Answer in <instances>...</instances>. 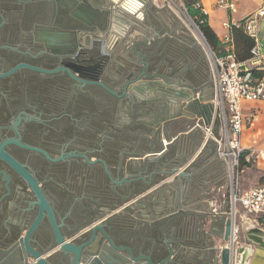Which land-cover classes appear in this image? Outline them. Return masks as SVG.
Returning a JSON list of instances; mask_svg holds the SVG:
<instances>
[{"label":"flooded vegetation","instance_id":"obj_1","mask_svg":"<svg viewBox=\"0 0 264 264\" xmlns=\"http://www.w3.org/2000/svg\"><path fill=\"white\" fill-rule=\"evenodd\" d=\"M35 1L0 0V73L19 63L45 70L23 66L0 75V144L10 138L20 140L7 143L4 149L39 182L67 241L83 245L101 224L104 231L97 230L88 249L114 254L108 238L116 245H127L123 240L132 232L128 225L131 200L142 205L141 198L153 196L154 186L175 175L174 168L187 161L172 147L162 153L158 145H152L168 128L170 103L178 99L172 89L186 81L152 68L155 53L145 49L154 51L164 36L143 43L145 49L131 44L133 65L123 76L119 64L111 63V55L106 54V45L94 39L90 45L83 42L84 25L63 26L71 20L67 12L53 13L49 2ZM55 33L60 43H53ZM69 70L86 82L74 79ZM96 81L106 83L117 95ZM125 109L129 118L124 117ZM142 141L152 148L140 151ZM2 171L10 176L12 195L17 174L0 158ZM185 171L190 174L183 177L188 181L182 191L189 194L197 176L190 168ZM1 178L2 174L0 190ZM142 207L143 212H157L152 199ZM27 213L33 220L37 214L36 210ZM26 214L15 221L16 214L0 209V217L8 220L6 241H18ZM38 229L35 242L52 253L58 244L49 220L45 218ZM208 241L202 238L204 247ZM58 255L51 261H59Z\"/></svg>","mask_w":264,"mask_h":264},{"label":"crops","instance_id":"obj_2","mask_svg":"<svg viewBox=\"0 0 264 264\" xmlns=\"http://www.w3.org/2000/svg\"><path fill=\"white\" fill-rule=\"evenodd\" d=\"M263 0H237L238 12L234 15L225 9L213 8L214 0H204L205 5L211 7L209 24L213 31L216 32L218 38H221L225 32V28L222 26L223 21L234 18L235 20L242 19L249 13L254 12L262 3ZM37 4H41L40 1H35ZM90 4L86 10L78 9L77 7H62V9H55L54 4L49 3L50 10L53 13L58 11L67 12L71 20L64 22L62 25L66 27H76L78 24L84 25L86 28L82 29L83 42L91 43L95 39V33L101 38L106 40V48L108 54L111 55V63L117 62L123 71H128L127 60H131L130 48L133 43H145L153 42L159 36H165V32L162 33V27L157 30V24L168 22L167 13L172 16L180 17L176 11L167 6L165 1L162 0H88ZM43 5V4H42ZM78 9V10H77ZM95 13V16H94ZM76 14L84 15L85 18L77 17ZM95 18H94V17ZM98 17V18H97ZM97 18V19H96ZM264 19V18H263ZM165 22V23H164ZM61 25V24H60ZM61 25V26H62ZM94 29V31H91ZM200 41L199 37L197 36ZM129 52H128V50ZM125 69V70H124ZM210 78L207 76L198 77L197 82L192 84L182 85L186 92L191 96L196 97L199 100V105L195 103H188L183 100H172L170 103L171 115L167 122L168 128L162 130V135L159 140H165L167 145L159 148V152H164L168 148H171V144L187 137L194 131L202 128V124L205 123V116L200 115V105L212 103L214 98V88H209ZM177 87V86H176ZM179 87V85H178ZM245 108H257L258 116L252 123V125L244 131L243 143L247 147H257L264 145V104L261 101L257 102H244ZM262 123V131L257 133V124ZM202 133L204 135V129ZM258 134L257 136L255 134ZM202 138L198 142L196 152L193 157L186 158V162L180 166V168L189 169L195 159L205 152L210 158H214L215 167L208 168L207 188L210 192L215 190V186L211 185L213 180L218 178H225V167L221 161L216 157L217 147H211L207 143L206 138ZM176 153V152H175ZM177 154V153H176ZM180 155V153H178ZM209 158V159H210ZM259 170L261 171L260 180L264 177V161L257 163ZM189 166V167H188ZM253 165L249 169H253ZM194 174V171H193ZM173 178H175L174 182ZM176 175H173L163 182L155 185L153 188V196H149L154 200L157 212L146 213L141 210L143 204L148 200L143 199L142 205H138L139 201L136 199L131 200L132 213L128 220V225L131 226L132 232L125 236L123 242L133 248L135 256L142 254L150 255L156 264H219L220 263V248L224 247L226 240H224V224L222 216H214L213 206L215 200L209 199L210 211L207 212L203 209L195 208L193 205L186 206L185 201L191 194L183 193L182 188L187 186V179L183 177L176 179ZM259 180V181H260ZM264 180V178H263ZM16 188L13 190L12 195L3 197L7 192L5 188V182L1 181L0 199L3 197L1 208H4V212L12 211L16 214L15 221L22 219L24 208H26L29 201L33 199L31 192L26 187L25 182L16 176ZM261 182L254 183L251 186H256ZM242 187V188H248ZM225 188V187H224ZM203 193H205L203 191ZM227 193H223L218 201L217 205L222 203ZM215 198V197H214ZM146 200V201H145ZM184 210H180L181 208ZM182 208V209H183ZM188 209V211H187ZM186 210V211H185ZM181 211L183 214L180 215ZM205 213H209L211 219H213V225L211 227V233L207 235V231H202L201 225L196 224L197 214L200 218H203ZM29 217H28V216ZM182 216V217H181ZM28 217L26 226L33 221L32 215L26 214ZM8 220L6 217H0V264H23L24 260H30L23 245H19L18 241L8 242L5 239L6 228ZM247 225V224H246ZM138 228V229H137ZM222 233L224 245L215 243L218 241V234ZM252 231H246L247 234H253ZM205 234V235H204ZM258 241L264 242V233L252 235ZM207 237L208 243L204 247L202 238ZM121 238V237H120ZM122 241V239H120ZM246 242V241H245ZM242 240V245L245 244ZM35 247L45 255L48 256L47 248L40 244L37 240L34 242ZM261 246V245H257ZM256 246V247H257ZM219 247V252L216 254L214 250ZM264 249V247H261ZM261 251V250H260ZM124 256H128V252L124 251L120 253ZM201 254V255H199ZM200 257L202 261H195V258ZM185 258V259H184ZM254 258L251 264H264V251L261 253L258 251L257 256ZM250 259V260H251ZM249 260V261H250ZM55 263L59 261L54 260ZM146 260L135 262H125V264H146Z\"/></svg>","mask_w":264,"mask_h":264},{"label":"built area","instance_id":"obj_3","mask_svg":"<svg viewBox=\"0 0 264 264\" xmlns=\"http://www.w3.org/2000/svg\"><path fill=\"white\" fill-rule=\"evenodd\" d=\"M169 2V0H165ZM180 15L191 18V24L206 41V50L211 63L214 98L213 115L209 123H203L206 141L213 140L217 145V156L225 167L227 185L226 199L217 205L214 203L213 215H221L226 229V220L232 223L229 241L224 247L230 248V262L237 263L238 249L242 245L243 231H252V235L264 232V180L256 186L241 187L243 173L253 165L264 161V145L247 147L243 143L244 131L249 128L258 116L257 108H245L244 102L261 101L264 104V45L261 42L260 22L264 18V0L252 13L242 19L234 18L223 21L225 32L219 38L218 49L210 46L197 23V17L189 14L186 3L178 4ZM199 15L209 21L211 7L204 0H194ZM213 8H225L230 15L238 12L237 0H214ZM233 28H241L253 40L251 56L239 60ZM247 224V225H246ZM220 248V253L221 249ZM220 256V254H219ZM221 264V256H220Z\"/></svg>","mask_w":264,"mask_h":264},{"label":"water","instance_id":"obj_4","mask_svg":"<svg viewBox=\"0 0 264 264\" xmlns=\"http://www.w3.org/2000/svg\"><path fill=\"white\" fill-rule=\"evenodd\" d=\"M29 1V0H28ZM31 1V0H30ZM37 1V0H36ZM42 1L43 3H52L55 6V9H62V7H77L78 9L86 10V8L89 7L88 0H39ZM77 9V10H78ZM95 14V13H94ZM81 18H85V16L82 14L80 15ZM95 18V17H94ZM98 18V17H97ZM96 18V19H97ZM77 27V26H76ZM76 27H74L76 29ZM54 41L53 43H60L61 39L60 37L55 33L54 35ZM95 40H99L102 42V45H106V40L101 38L98 35H95ZM93 43V40H92ZM82 45V44H80ZM84 45V44H83ZM204 45L206 46V41H204ZM108 54V53H106ZM29 67V68H36L42 71H45L42 68L36 67L34 65H28L25 63H19L17 64L11 71L7 73H0V75H9L14 73L18 68L20 67ZM49 71V70H47ZM57 71V70H52ZM70 71V70H69ZM70 74L72 77L76 80H82L83 82H86L82 78H78L76 75H74L71 71ZM96 83L101 84L106 90H108L110 93H113L117 95V92L114 89H111L106 83L101 82V81H96ZM178 83V82H177ZM172 95L175 97V99H180L183 101H187L189 104L190 103H195V104H200L199 100L191 96L189 93L186 92L184 87H174L172 89ZM200 115L205 116V122L209 123V121L212 118L213 115V107L212 103L209 102V104L206 105H200ZM14 142V143H20L19 139H7L0 144V158L4 159L16 172L17 176L20 177L22 181L25 182L26 187L29 189V191L32 194L33 199L28 202L26 208H24V213H27L31 210H36V217L35 219L29 224V225H22L20 226L19 232L20 237L18 238V243L19 245H23L27 256L30 258V260H24L23 264H55L53 261H51V257L53 255L56 256V253L58 255V260L59 264H125V262H139L142 261L143 259L147 261L146 264H156L151 258V256L142 254L139 256H135L133 252V248L129 245H116L115 243L112 242L110 238V243L112 244V247L114 249V254H108L106 252H101V253H94L93 251H90L88 249V246L91 244V242L95 239L96 237V232L97 230H102L104 231L103 227L100 225L95 226L93 230V234L91 238L87 241L84 242L83 245H77L73 241L66 240L61 232L60 224L57 221L56 218V213L54 212V209L52 205L50 204V201L47 196H45L41 185L39 184L38 181H36L35 177L30 173V171L27 169L26 165L22 164L20 161H17L14 157L9 154L6 149H4V146L7 143ZM64 157H58L57 159H63ZM54 159V160H57ZM173 174L176 175L178 179L182 177H186V175H189L190 173L185 171L184 168H174L172 171ZM2 174L1 181L5 182V188L7 192L3 195V197L10 195L11 193V188H10V176L7 174V172L2 171L0 172ZM175 178H173L174 182ZM0 199V209L2 205V201L4 198ZM47 218L51 224V228L54 229L56 238V244H58L57 248L55 250H52V253H49L50 255L45 256L41 250L35 247L34 245V237L36 236L37 231L39 230L38 228L40 225L43 223V221ZM226 229L224 232V240L229 241V235L231 233V227L232 223L231 220L228 219L226 220ZM262 233V232H261ZM106 234V233H105ZM107 235V234H106ZM108 236V235H107ZM247 243L244 246L239 247L238 249V256H237V263L238 264H249V260L251 257L254 256V252L256 249V246L259 244L261 246H264V243H260L256 238L252 236V234H247ZM127 251L128 256H124L120 253ZM221 264H231L230 262V248L228 247H223L221 249ZM162 264H165L163 262Z\"/></svg>","mask_w":264,"mask_h":264},{"label":"rangeland","instance_id":"obj_5","mask_svg":"<svg viewBox=\"0 0 264 264\" xmlns=\"http://www.w3.org/2000/svg\"><path fill=\"white\" fill-rule=\"evenodd\" d=\"M165 1V0H162ZM172 2V0H169V2ZM178 4H181V0H175ZM167 6L170 7L169 2L165 1ZM184 3L185 0H183ZM173 4V3H172ZM173 11L175 10L178 16H172L169 13H167L168 16V22L166 24L158 23L157 24V30H159L161 27L162 33L165 32V36L162 38L163 40L155 45L154 51L150 49H145V44L139 43L138 47L141 49H145L147 53L154 52L155 55H153V65L152 68L155 69H161L165 73L172 75L176 78V76L182 77L187 84H192L197 82L198 77H204L207 76L210 78L209 81V88L213 87V80L211 79V63L209 62V57L207 54L206 47L204 46L203 41L198 36L199 33L195 31L194 27L191 24V18L186 17L183 15H180L177 11L178 6L173 4ZM165 23V22H164ZM259 30H261V42L264 45V19L261 20ZM197 36L199 37L200 41L198 40ZM129 49V48H128ZM127 49V50H128ZM129 52V50H128ZM159 54V55H158ZM128 65H133L130 63L129 60L126 62ZM118 66V65H114ZM129 67V66H128ZM127 67V68H128ZM138 68L135 67V70ZM125 70V69H124ZM128 71H124L123 76L127 75ZM124 110V117L129 118V114ZM257 133L262 131V123L257 124ZM202 129V128H200ZM194 131V133L189 134L187 137H184L182 139H178L174 143L171 144V150L175 153H180V157L182 160H185L186 158L193 157L194 152H196V148L198 146L199 140L202 138V130ZM255 134L256 136L258 134ZM205 138V133L203 135ZM141 144L142 149H139L140 151L146 152V150L151 149L152 146H148L145 144V141H142ZM155 144V145H154ZM211 147H217L216 143L213 140H210L207 143ZM154 147H158L161 149L162 147L166 146L167 143L165 140H159L154 142ZM258 147V146H257ZM169 149V148H168ZM175 153V154H176ZM211 157V156H210ZM205 152H202L194 161L192 165H190V169L192 172L196 173L195 176H197L195 183L192 185L190 189V198L188 197L186 201L184 202L186 206L193 205L195 208L206 210L207 212L210 211L209 199H213L218 201L223 193L228 192V185H227V177L224 179L218 178L217 180H213L211 182L212 186H215V190L209 192L207 188V182H205L208 173V168H212L215 165V162L217 161L214 158H210ZM216 157L217 152H216ZM210 158V159H209ZM221 161L220 159H218ZM185 165V164H184ZM253 167V169H247L245 173H243V176L241 177V187H248L250 185H253L254 183L262 182L260 180L261 177V171L259 170V167L257 164ZM215 167V166H214ZM204 176V177H203ZM204 180V182H203ZM260 180V181H259ZM225 187V188H224ZM203 191L205 193H203ZM215 197V198H214ZM147 200L150 201L151 198L147 197ZM130 210V214L132 213V209L128 208ZM124 211V210H123ZM125 212V211H124ZM155 212V211H154ZM207 217L200 218L197 214L196 217V224L201 225L203 228H205L204 231H207V235L211 233V227L213 225V219H211L209 213L205 214ZM204 220V221H203ZM204 224H203V222ZM209 233V234H208ZM264 233V232H263ZM205 235V234H204ZM218 244L224 245V240L222 238V233L218 234ZM247 233L246 231L242 232L241 239L245 242L247 241ZM224 243V244H223ZM261 243V241H260ZM264 243V242H263ZM217 252H219V247L214 250L213 254L217 255ZM201 255V254H199ZM220 264V263H219Z\"/></svg>","mask_w":264,"mask_h":264},{"label":"trees","instance_id":"obj_6","mask_svg":"<svg viewBox=\"0 0 264 264\" xmlns=\"http://www.w3.org/2000/svg\"><path fill=\"white\" fill-rule=\"evenodd\" d=\"M189 10V14L193 17H197V23L201 32H203L206 40L214 49H218L220 45L219 38L215 31L210 26L207 17L199 15V10L194 6V0H185ZM232 31L236 38V47L239 60H246L251 56V49L253 47V40L247 36L244 30L241 28H233Z\"/></svg>","mask_w":264,"mask_h":264},{"label":"bare ground","instance_id":"obj_7","mask_svg":"<svg viewBox=\"0 0 264 264\" xmlns=\"http://www.w3.org/2000/svg\"><path fill=\"white\" fill-rule=\"evenodd\" d=\"M199 36V35H198ZM200 37V36H199ZM200 39L203 41L202 37H200ZM204 43V41H203ZM261 247H264V246H257L256 249H255V252H254V256H257V253L258 251L261 253L262 251H264V249H261ZM261 250V251H260ZM254 258H252L250 261H249V264H251V262H253ZM264 263V262H263Z\"/></svg>","mask_w":264,"mask_h":264}]
</instances>
